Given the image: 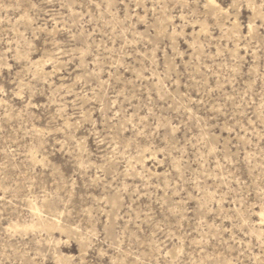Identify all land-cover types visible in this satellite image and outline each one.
Listing matches in <instances>:
<instances>
[{"label":"rangeland","instance_id":"obj_1","mask_svg":"<svg viewBox=\"0 0 264 264\" xmlns=\"http://www.w3.org/2000/svg\"><path fill=\"white\" fill-rule=\"evenodd\" d=\"M0 264H264V0H0Z\"/></svg>","mask_w":264,"mask_h":264},{"label":"bare ground","instance_id":"obj_2","mask_svg":"<svg viewBox=\"0 0 264 264\" xmlns=\"http://www.w3.org/2000/svg\"><path fill=\"white\" fill-rule=\"evenodd\" d=\"M32 224V223H31ZM36 224V223H35ZM18 226V225H17ZM35 226H38V227H40V228H42V229H45V230H50V229H57L58 227H56L55 226V224H54V222H52V221H45V220H39V223L38 224H36V225H28V226H25L23 229H29V228H31V229H33V228H35ZM19 227H21V226H19ZM23 227V226H22ZM15 228V227H14ZM21 229V228H20ZM38 229V228H37Z\"/></svg>","mask_w":264,"mask_h":264}]
</instances>
